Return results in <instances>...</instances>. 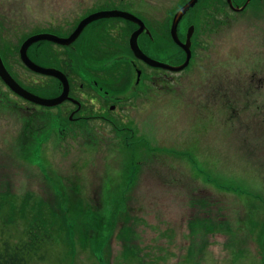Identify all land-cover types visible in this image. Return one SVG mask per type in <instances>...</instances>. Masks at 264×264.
I'll list each match as a JSON object with an SVG mask.
<instances>
[{
  "label": "rangeland",
  "instance_id": "rangeland-1",
  "mask_svg": "<svg viewBox=\"0 0 264 264\" xmlns=\"http://www.w3.org/2000/svg\"><path fill=\"white\" fill-rule=\"evenodd\" d=\"M182 1L0 0L1 55L21 83L53 94L18 59L26 37L121 5L156 26ZM210 4L187 24L206 14L211 29ZM53 52L55 63L84 62L70 49L29 50L40 64ZM198 62V97L164 96L154 72L144 109L109 113L87 132L68 122V106L34 108L0 81V253L20 250L28 264H264V129L211 112V57Z\"/></svg>",
  "mask_w": 264,
  "mask_h": 264
},
{
  "label": "flooded vegetation",
  "instance_id": "flooded-vegetation-1",
  "mask_svg": "<svg viewBox=\"0 0 264 264\" xmlns=\"http://www.w3.org/2000/svg\"><path fill=\"white\" fill-rule=\"evenodd\" d=\"M187 1L189 0L180 2L174 11L164 13L160 18V24L156 26L146 23L145 20L133 14L130 8L120 4L121 6H111L83 15L67 31L36 32L26 37L25 40L41 34L68 38L79 22L91 14L110 11L124 12L133 15L143 23L144 29L137 39L141 52L152 60L177 67L183 64L186 55L184 50L173 41L170 28L174 14ZM209 1H211V29L204 21L207 18L206 14L200 15V18L199 16L191 17L190 23L187 24V15L191 10L186 13L177 26V38L181 44L186 42L188 28L191 26L194 28L190 39L191 58L184 70L172 72L154 68L136 59L129 48V38L133 32L139 29V26L122 18H103L88 24L79 37L68 46L38 41L27 49V56L34 64L45 69L57 70L65 76L69 88V100L55 107H44L18 97L34 108L42 110L68 106V122L77 123L76 129L87 132L90 123L109 122L107 118L109 113L123 112L128 107L144 109L146 102L150 101L148 96L151 92L154 72H158L160 75L159 91L164 96L178 98L188 90L191 92L190 97H198L199 95L194 93L196 89L194 77L201 65L198 61L200 56L208 59L211 57L208 83L211 112L214 115L226 117L235 126L239 124V130H248L251 129L249 125L257 124L264 129V0H230L231 5L227 0ZM208 17H210L209 14ZM118 28L124 32L121 38L115 35ZM200 30L208 35L211 55L204 53L205 47L197 35ZM78 42L77 48L74 45ZM44 44L53 49H70L73 53L82 55L81 57L84 58L81 59L84 62L82 64L78 62L79 65H75L72 58L65 55L63 60L55 63L56 56L53 52L52 60L50 57L47 59L43 56V62L46 64H40L35 61L38 57L37 53L32 58L29 50ZM151 47L156 49L154 55L150 52L149 48ZM122 51L126 52L128 56H123ZM201 51L203 52L201 53ZM84 55L89 62H86ZM0 56L7 72L25 91L42 99H53L61 94V83L51 76L27 69L20 60L19 50L18 59L21 65L28 73L53 82L54 89L56 87L53 94L51 92L49 95L42 93L43 88L36 92L34 87L21 83L12 68L5 64L1 51ZM119 67L122 69L116 71V68ZM127 74H130L129 78L126 77ZM186 75L189 79L185 90L183 78ZM121 79H123L122 82H120ZM5 87L8 88L6 85ZM111 102L117 105H108ZM130 102L132 105L129 104Z\"/></svg>",
  "mask_w": 264,
  "mask_h": 264
},
{
  "label": "water",
  "instance_id": "water-1",
  "mask_svg": "<svg viewBox=\"0 0 264 264\" xmlns=\"http://www.w3.org/2000/svg\"><path fill=\"white\" fill-rule=\"evenodd\" d=\"M198 2L199 0L187 1L183 6H181L177 10V12L174 14V17L172 19V24L170 28L171 37L173 41L184 50L185 55H186L185 61L180 66L171 67L169 65L157 62L145 56L141 52L137 44L138 36L142 33L144 29L143 23L131 14L124 13V12H118V11H110V12H97V13L87 16L86 18H84L83 20L79 22L76 29L73 31V33L68 38H60L54 35L41 34V35L31 36L22 43L19 49V57L22 63L25 65V67L32 72L40 73L46 76H51L57 79L61 83L62 92L56 98L42 99V98H39L25 91L23 88H21L5 69L1 56H0V79L9 88V90L12 91L15 95L33 104H37V105L44 106V107H55V106L62 104L64 101L69 100V97H68L69 88H68V83H67L65 76L57 70L45 69V68L39 67L36 64H34L27 56V53H26L27 49L32 44L38 41H48V42H52L60 46H68L79 37L83 29L88 24H90L93 21L103 19V18H122L124 20L133 22L139 26V29L133 32L129 38V48L136 59H139L143 61L145 64L151 67H154V68L169 70L172 72H180L188 66L189 60L191 58L190 39L194 33V28L193 26L188 28L187 35H186V42L185 44H181L177 38V33H176L177 26L179 22L182 20V18L186 15V13L189 12V10H191ZM227 2L229 5H231L230 0H227Z\"/></svg>",
  "mask_w": 264,
  "mask_h": 264
},
{
  "label": "trees",
  "instance_id": "trees-1",
  "mask_svg": "<svg viewBox=\"0 0 264 264\" xmlns=\"http://www.w3.org/2000/svg\"><path fill=\"white\" fill-rule=\"evenodd\" d=\"M202 1L203 0H201L193 9H191V11L195 10V12H197V14L198 13L201 14V12L204 13L203 8L201 9V12L199 9L200 8L199 5ZM210 6H211V4H210ZM205 7L207 8V5L204 6V8ZM204 15L205 14H202V16H204ZM21 209H23V208H21ZM22 211H24V210H22ZM0 264H28V263L24 259V255H23L22 251L14 250L13 252L9 253L7 251V249L5 248V250L2 253H0Z\"/></svg>",
  "mask_w": 264,
  "mask_h": 264
}]
</instances>
